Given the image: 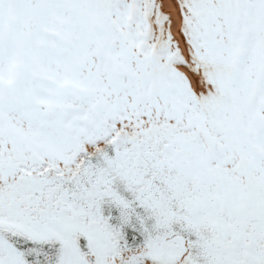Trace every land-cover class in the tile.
Returning <instances> with one entry per match:
<instances>
[{
	"label": "snow or ice",
	"instance_id": "1",
	"mask_svg": "<svg viewBox=\"0 0 264 264\" xmlns=\"http://www.w3.org/2000/svg\"><path fill=\"white\" fill-rule=\"evenodd\" d=\"M0 264H264V0H0Z\"/></svg>",
	"mask_w": 264,
	"mask_h": 264
}]
</instances>
